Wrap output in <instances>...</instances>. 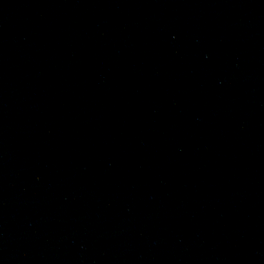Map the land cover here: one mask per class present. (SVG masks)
I'll use <instances>...</instances> for the list:
<instances>
[{
	"label": "water",
	"instance_id": "95a60500",
	"mask_svg": "<svg viewBox=\"0 0 264 264\" xmlns=\"http://www.w3.org/2000/svg\"><path fill=\"white\" fill-rule=\"evenodd\" d=\"M0 264H264V0H0Z\"/></svg>",
	"mask_w": 264,
	"mask_h": 264
}]
</instances>
